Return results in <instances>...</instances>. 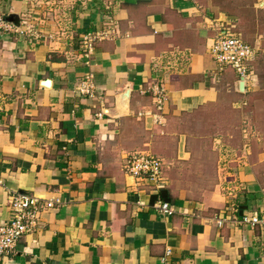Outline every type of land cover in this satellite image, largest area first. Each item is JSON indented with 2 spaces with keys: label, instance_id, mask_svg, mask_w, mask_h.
<instances>
[{
  "label": "crops",
  "instance_id": "0c3cea01",
  "mask_svg": "<svg viewBox=\"0 0 264 264\" xmlns=\"http://www.w3.org/2000/svg\"><path fill=\"white\" fill-rule=\"evenodd\" d=\"M47 2L0 0V222L12 193L58 199L0 264H264V226L242 219L264 213L261 159L203 200L167 190L171 213L123 166L127 149L168 155L178 117L223 108L237 74L217 75L207 44L222 13L239 18L223 0ZM156 82L167 98L154 113Z\"/></svg>",
  "mask_w": 264,
  "mask_h": 264
},
{
  "label": "rangeland",
  "instance_id": "374dc122",
  "mask_svg": "<svg viewBox=\"0 0 264 264\" xmlns=\"http://www.w3.org/2000/svg\"><path fill=\"white\" fill-rule=\"evenodd\" d=\"M45 1L51 8L49 11H53L66 7L73 0ZM259 1L223 0L218 3L219 8L224 7L239 18L235 30L250 43L257 36L264 40V7L257 4ZM249 66L257 77L256 85L249 92H238L235 82L239 77L231 75L226 79L228 84L221 83V91L226 96L223 108H209L200 114L178 117L169 130L172 144L166 150L168 155L148 151L162 161L160 184L176 196L203 200L216 187L226 192L228 183L233 184L234 167L239 161L252 163L261 159L260 170L264 172V41ZM152 105L156 113L153 100ZM163 123L154 119L155 131ZM153 140L157 144L158 139ZM176 144L185 154L176 152ZM145 148L124 150V168L127 158Z\"/></svg>",
  "mask_w": 264,
  "mask_h": 264
},
{
  "label": "built area",
  "instance_id": "2783aa9c",
  "mask_svg": "<svg viewBox=\"0 0 264 264\" xmlns=\"http://www.w3.org/2000/svg\"><path fill=\"white\" fill-rule=\"evenodd\" d=\"M214 35L207 44V52L216 63V74L231 68L237 76H243L246 82L251 78L249 62L258 51L255 42L245 41L235 30L233 23L218 17ZM166 91L163 85L155 83L152 87V100L156 111L161 112L166 101ZM162 161L159 157L147 151L132 154L126 159L125 169L129 175L146 180L162 188L160 184ZM58 199H40L34 194L15 192L8 198L10 216L7 221L0 222V253L11 251L16 241L23 235L35 230L43 209L52 207ZM157 209L171 213L169 202L161 200L155 204ZM245 222L264 226L263 214H245Z\"/></svg>",
  "mask_w": 264,
  "mask_h": 264
},
{
  "label": "water",
  "instance_id": "95a60500",
  "mask_svg": "<svg viewBox=\"0 0 264 264\" xmlns=\"http://www.w3.org/2000/svg\"><path fill=\"white\" fill-rule=\"evenodd\" d=\"M263 3H264V0H260L257 4L261 6V5H263ZM221 16L223 17L224 14L222 13ZM17 17H18V15L16 13H10V14L6 15V19L10 22H13V23L16 21ZM48 82H49L48 80H45L43 83L47 85ZM237 88H238L239 92L245 91V81H244L243 76H239V78L237 80Z\"/></svg>",
  "mask_w": 264,
  "mask_h": 264
},
{
  "label": "trees",
  "instance_id": "16d2710c",
  "mask_svg": "<svg viewBox=\"0 0 264 264\" xmlns=\"http://www.w3.org/2000/svg\"><path fill=\"white\" fill-rule=\"evenodd\" d=\"M159 196L161 197L162 200L167 201L169 199L167 189L164 187L160 188L159 189Z\"/></svg>",
  "mask_w": 264,
  "mask_h": 264
}]
</instances>
